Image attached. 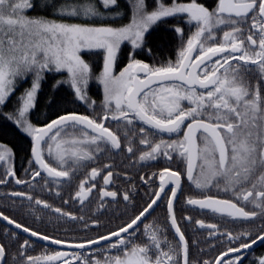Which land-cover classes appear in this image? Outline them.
I'll use <instances>...</instances> for the list:
<instances>
[{"label": "snow or ice", "instance_id": "snow-or-ice-1", "mask_svg": "<svg viewBox=\"0 0 264 264\" xmlns=\"http://www.w3.org/2000/svg\"><path fill=\"white\" fill-rule=\"evenodd\" d=\"M93 81L102 88L99 110L88 95ZM68 89L71 101L62 96ZM62 101L83 102L93 114ZM0 120V134L11 127L30 138L28 178L17 176V151L0 143V185L12 178L28 188L11 192L12 204L28 202L37 220L32 205L50 210L56 232L61 219L96 232L66 239L0 210L29 234L5 231L0 264H264V255L246 259L253 245L264 247V0H0ZM115 157L123 168L114 176ZM161 157L150 175L124 170ZM133 175L147 189L143 196ZM120 179L127 187H115ZM185 179L201 192L187 196V205L245 225L221 230L184 217L207 230L209 253L176 216ZM38 185L49 193L55 186L63 204L96 203L101 215L107 205H122L120 222L102 230L100 219L89 224L41 198ZM158 201L173 240L159 222H147ZM41 241L72 250L28 254ZM193 246L199 260L190 258Z\"/></svg>", "mask_w": 264, "mask_h": 264}, {"label": "flooded vegetation", "instance_id": "flooded-vegetation-1", "mask_svg": "<svg viewBox=\"0 0 264 264\" xmlns=\"http://www.w3.org/2000/svg\"><path fill=\"white\" fill-rule=\"evenodd\" d=\"M94 85L97 89L101 90V92L99 93L100 95L97 93L99 97L97 98L95 96L94 98L91 97L92 99L96 101L95 107L97 110H99L100 104L103 98L102 88L97 83H95ZM77 103L79 107L78 109L74 111L80 114H93V109L90 108L87 104H84L83 102H79V101H77ZM113 128H115V125H113ZM28 140H30V138H28ZM17 159L18 157L16 155L14 164H15V169L17 171V176L20 178H28V177H25V173H24V169H26L27 167L23 168L21 165H19V163L16 161ZM121 159H122L121 157H115L114 161H112L116 166V170L114 171V176L116 175L117 172H121L123 168V165L121 164ZM103 162L109 163V161L107 160ZM133 162L134 161L130 162V161L124 160V164H130ZM152 164L153 166L146 167L138 163L135 169L127 168L124 170L130 171L133 173L139 172L141 175H144V174L150 175L151 172H154V171L158 172L160 170V167L163 166V158L161 157L160 160L156 162H152ZM175 166L176 165H173V167ZM4 167L5 166L3 164H0V174L3 173ZM45 175L46 174L42 172V176H45ZM36 179L37 181L41 180L40 177H37ZM132 179L136 183L137 189L140 192L141 196H143L144 193L147 191V189L141 186L142 182L139 181L138 177L133 175ZM153 180H155L156 183L159 182L158 178L156 177H153ZM74 187H75V182H74L73 188ZM115 187L117 188L127 187V185H124L123 180L120 179V180H117ZM182 187H183V192L185 195L181 196L180 193H178L179 202L174 204L176 216H177L178 221L181 224L182 230L185 231V235L189 238L190 241L193 238L197 239L199 241V247L204 249V253L210 252V249L208 247V240L211 238L207 236V230L200 229L199 226L195 224H191V223L186 224L184 217L191 216L193 220L204 219L206 223H217L218 226L221 228V230L230 229L233 231H238L241 227L245 226L238 220L234 221L233 218L228 217L227 214H208L209 210L207 209L201 210L199 209L198 206L187 205L186 204L187 196L191 195V196L199 198L201 195V192L200 190L195 189L193 185H190L186 181V179ZM19 190H28V188L26 185H16L12 178H9V183L7 185H0V210H4V211L7 210V212L5 211V213L10 215L11 217H14L18 222H23L27 225H31L33 228H38L41 231H47V232H50L56 235H60L61 237L66 238V239H71L73 237H83L86 235L94 236L96 234V232L93 230L94 226H90L89 229H84L82 222H80L79 220L69 221L67 219H61L57 223V227L59 228V231L58 232L54 231V229L49 225V216L51 215L54 220L55 214L51 213L50 210L48 209H43L42 206L37 207L35 205H32L33 208H36V214L39 216V219L37 220L35 216L30 215L28 213V207H29L28 202H25L23 205H20V204L13 205L10 202L6 204L4 203L3 205H1V202L3 200L4 202L6 199L12 201V199L14 198L11 197L10 195L11 192L19 191ZM56 190L57 189L55 188V186H53V191L51 193L47 191H41L38 185L36 189V194L39 195L41 198L48 199V201L54 206L62 207L66 211L73 212L77 217L84 216L85 220L88 221L89 224H90L91 219L93 218L100 219L102 230L105 227H114L117 223L120 222L116 219V217H118L121 214L120 211H117V209H122L123 207L122 205H111V204L107 205L105 209L101 210L102 212L106 214L101 215L100 212L96 211V207H97L96 203L88 204V202L86 201L85 205H80L79 203L73 202L70 200L68 204H63L60 198L55 195ZM95 191L96 190L94 189L92 196H90V199L92 200L96 199ZM215 192L216 190L213 189L212 193L215 194ZM67 193H68L67 188H64L61 191V195L65 196V198H68ZM220 195L222 198H227L226 194L224 193H220ZM144 199H147V197L145 196ZM158 204L160 206L159 207L154 206L155 212L153 213L152 217H149V220L147 222H152L153 220L159 222L160 225L168 229V239L173 240L174 239V236H173L174 229L170 227V221L167 219L166 207L163 203L159 201H158ZM248 207L250 208L251 206H248ZM109 221H111V223H109ZM65 229H67V231H65ZM6 230L17 231L24 238H27L29 236L28 233H23L22 230L15 229L9 226V224L6 221H4L2 217H0V241H2ZM32 239L36 240L38 238L33 237ZM176 239H178V237H176ZM44 242H48V241H41L37 243L34 246V248L29 250L28 254L33 255V256L43 257L47 254H50L51 251L54 249L65 250L63 249V246H67V245H60V247L51 246ZM217 247H219V245H217ZM195 248L196 247L193 246L191 250L194 251ZM260 248L261 246L254 249L252 253L256 252ZM65 251H71V250H65ZM191 254H194V253H191ZM196 255H203V253L199 252ZM40 264H47V262L41 259Z\"/></svg>", "mask_w": 264, "mask_h": 264}, {"label": "trees", "instance_id": "trees-1", "mask_svg": "<svg viewBox=\"0 0 264 264\" xmlns=\"http://www.w3.org/2000/svg\"><path fill=\"white\" fill-rule=\"evenodd\" d=\"M203 2L207 3L208 0H203ZM101 66H102V61H98L94 70H98ZM95 83L96 82H94V83L91 82L89 85V89H88V95L90 97H93V98H94V96L96 98L99 97V95H100L99 93L101 92V90H99L95 87V85H94ZM65 87L67 89V86H65ZM70 91L71 90L68 89L65 93L62 94V96L67 97L68 101H71V99H72L71 95H69ZM62 103H64L65 107H67L73 111L78 109V107H79L77 102L76 103H65L64 101H62ZM0 124H3L2 120H0ZM28 142H29L28 138L27 139H21V136L17 132L13 131L11 127L6 128L4 130V133L0 134V143H7L10 147H12L14 150L17 151L18 159L16 161L23 168L28 167L27 160L30 158V154L26 153L23 150V149L28 147ZM8 202H10L12 204V201L6 199L5 202H4V200L1 202V205H3L4 203L6 204ZM5 211L7 212V210H5ZM191 253H194V254H191V256H190V258L193 260H199V258L202 256V255H196L197 253H199L197 251V248H195L194 251L191 250ZM260 255H264V247H261L256 252L252 253V255L249 257H246V259L251 260V259H254V257H258ZM204 258H210V257L204 256Z\"/></svg>", "mask_w": 264, "mask_h": 264}, {"label": "water", "instance_id": "water-1", "mask_svg": "<svg viewBox=\"0 0 264 264\" xmlns=\"http://www.w3.org/2000/svg\"><path fill=\"white\" fill-rule=\"evenodd\" d=\"M9 226L15 228L14 225H9ZM44 243H46V244H48V245H51V246H57V245H52L50 242H44ZM59 247H60V246H59ZM258 247H259V244H257V245H253V250L256 249V248H258ZM63 249H65V250H72V249H70L68 246H63ZM253 250H252V251H253Z\"/></svg>", "mask_w": 264, "mask_h": 264}, {"label": "rangeland", "instance_id": "rangeland-1", "mask_svg": "<svg viewBox=\"0 0 264 264\" xmlns=\"http://www.w3.org/2000/svg\"><path fill=\"white\" fill-rule=\"evenodd\" d=\"M92 83H94V82H92Z\"/></svg>", "mask_w": 264, "mask_h": 264}]
</instances>
